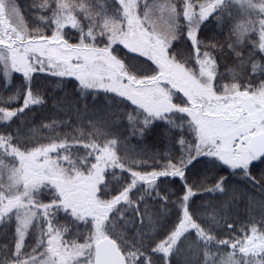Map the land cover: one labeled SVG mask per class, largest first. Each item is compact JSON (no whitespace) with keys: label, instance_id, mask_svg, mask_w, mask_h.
<instances>
[{"label":"snow or ice","instance_id":"obj_1","mask_svg":"<svg viewBox=\"0 0 264 264\" xmlns=\"http://www.w3.org/2000/svg\"><path fill=\"white\" fill-rule=\"evenodd\" d=\"M0 264H264V0H0Z\"/></svg>","mask_w":264,"mask_h":264},{"label":"trees","instance_id":"obj_2","mask_svg":"<svg viewBox=\"0 0 264 264\" xmlns=\"http://www.w3.org/2000/svg\"><path fill=\"white\" fill-rule=\"evenodd\" d=\"M22 2H23V0H22Z\"/></svg>","mask_w":264,"mask_h":264}]
</instances>
